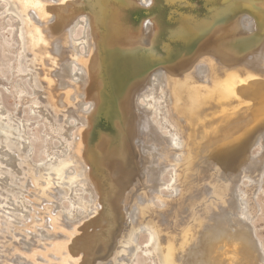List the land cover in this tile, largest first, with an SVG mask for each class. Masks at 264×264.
Instances as JSON below:
<instances>
[{
    "label": "bare ground",
    "instance_id": "6f19581e",
    "mask_svg": "<svg viewBox=\"0 0 264 264\" xmlns=\"http://www.w3.org/2000/svg\"><path fill=\"white\" fill-rule=\"evenodd\" d=\"M17 1L21 12L28 18L32 45L39 62L47 68L48 73H52L51 68L58 67L57 77L63 79L60 88L66 87L65 77L75 81L72 88L64 89L63 100H60L62 105L75 103L79 95L84 93L83 88L88 77L94 78L91 100L81 101L78 104L80 108H85L87 103L91 105L90 112L85 113L84 116L86 124L77 129L78 139L67 143L64 153L61 151L65 156L46 165L44 169L45 175L54 181L52 196L57 201H61L67 193L69 194L68 191L65 192V186H68V190L72 193L77 187L89 192L91 201L83 200L80 203L82 213L89 217L99 214V210H102L96 221L104 230L100 231L98 228V232L94 230L89 232L85 229V223L78 224L74 236L68 235V242L51 244V251L61 255L62 262L59 263L75 264L73 252L77 245L90 250L92 245H96L99 241L105 242L112 237L114 227L120 219L117 203L123 197L121 193L129 172H134L132 170L136 161L134 155L137 157L140 155L143 159L142 185L147 187L146 190H142L150 204H153L156 198H159L162 204H166L169 196L163 194L162 198L160 197L162 188L175 192L181 188L180 184L184 185L183 192L188 194V198L189 196L192 198L194 196L192 179L195 180V175L201 173V165H205L207 169L211 167L218 175L228 166L234 169L231 172L232 177L229 176L230 179L222 177V183L219 182V178L216 179L218 177H215L216 174L214 176V173L208 174L209 193L218 195L215 199H209L207 196L209 200L205 202L204 211L197 214V217L190 215L185 223L179 222L162 228L157 220L141 222L134 219L135 211L139 208L137 207L139 205L134 203L125 214L135 221L119 237L118 248L109 264H129L138 250L147 257L149 264H157L155 257L158 256L161 264H262L264 252L257 236L247 226L248 196L240 186L244 180H248V187L263 190L261 183L264 169L260 167L262 160L249 151L254 146L259 148L264 146V133L258 131L264 126V77L243 70L237 65L239 62L235 61L237 53L231 54L229 50L228 54L225 53L221 44H212V47L203 45L199 51L195 45L205 37L206 32L221 33L225 40H228L232 34L233 37L242 38L238 46L243 47L246 50L245 54L250 58L255 57L253 61L247 60L253 64L259 55H264V43L260 42L264 38V30H262L264 0H212L215 4L212 2L214 5L208 7L209 11L204 18H199L191 11L180 10V4L191 6L188 0H164L166 4L175 7L169 17V22L176 23L175 27L168 28L158 42L157 34L154 35L153 21L149 19L146 25L140 26L136 34L130 33V39L125 35L126 38L121 44H139L138 47L126 51H121L119 48L110 50L107 47L109 44L119 43L124 25L127 29L130 26L125 24L127 20L120 21L118 18L120 8L129 6L125 1L83 0L87 4L89 13H78L76 8L83 3L81 0ZM114 3L118 11L114 8ZM91 13L97 17L91 16ZM16 16L20 18L18 13ZM79 26L80 35L77 36L76 29ZM16 28L15 33H18L19 27ZM181 56L184 59H180ZM179 59L176 65L159 66L150 72V69L159 64L171 61L173 63ZM189 60L191 61L186 66ZM176 66H181V69L176 70L174 68ZM45 78L48 82L52 81L49 76ZM167 79L173 100L170 103H174L176 113L182 121L179 124V131L172 130L167 125L168 123L170 125L165 110L168 103ZM130 82L132 86L129 92L127 91L128 96H125V100L120 105L117 100L119 97H124L128 89L126 84ZM163 109L164 111L161 112ZM153 112L160 117V121L152 116ZM74 115H77L75 111L73 114L68 113V116L75 121L78 118ZM94 117L105 123L111 122L115 127V135L98 129L97 137L91 139L90 127ZM0 119L6 120L2 106H0ZM161 119L164 123H161ZM66 122L72 124L71 118L66 119ZM12 125L2 127L5 142H2L0 147L8 149L11 138H17L20 145L25 148L28 138ZM66 135L67 138L71 136L70 132H66ZM69 151L71 154L67 155ZM5 154L7 156L8 153ZM255 157H257L256 161ZM106 165L111 176L105 169ZM168 168L173 172L172 182L165 183L161 174ZM205 172L201 175L204 176ZM2 176L4 177L5 174ZM200 178L202 176L199 180ZM204 180L203 178V182ZM3 188L4 191L9 190L7 187L3 186ZM120 188L121 193H119ZM126 192L130 191L127 189ZM2 199H0V209L4 213L7 211L4 203L11 204L12 201L4 202L6 200ZM140 199L143 201L141 196ZM189 203L191 208L193 202ZM71 206L76 205L72 203ZM174 207L175 216H179L184 210L179 202ZM140 209L138 210L141 213ZM26 210L29 211L28 208ZM61 212L67 222H73L71 219H74L75 215L69 208H64ZM62 227L61 229L65 230ZM141 231L147 233L144 249L137 239ZM48 234L45 233L46 238H49ZM154 237L157 240L152 245ZM26 239L24 241H27ZM111 249L113 250V246Z\"/></svg>",
    "mask_w": 264,
    "mask_h": 264
},
{
    "label": "rangeland",
    "instance_id": "374dc122",
    "mask_svg": "<svg viewBox=\"0 0 264 264\" xmlns=\"http://www.w3.org/2000/svg\"><path fill=\"white\" fill-rule=\"evenodd\" d=\"M81 1L83 2V0ZM119 1H125L129 3L128 7L120 8L118 18L120 21L127 20L125 24H129L130 26L128 30L126 28V25H124L125 28H123V35H121L122 40L120 38L121 41L119 40V43L107 45L110 50L119 48L121 51H126L128 49L138 47L139 44L126 45L121 43L124 42L126 37H128L129 39L131 38L129 37L130 33L136 34L140 30V26L146 25L149 22V19L151 22L153 21L155 27L154 35L157 34L156 41L158 42L161 41L162 37L165 35V31H167L168 28H171L172 26L175 27V22L173 24L169 22V17L175 7L166 4L164 0H147L144 2H140L137 0ZM188 2L191 3V6L180 4V10L191 11L196 14L199 18H204L206 13L209 11L208 7L207 11L202 8L201 0H188ZM143 4H146L147 6ZM6 6H8V8ZM86 6L87 4L84 2L81 5L77 6L76 9L78 10V13H89L88 8ZM4 7L7 9H5ZM114 8L118 11L117 5L115 3ZM31 11L34 12L33 9H31ZM16 13L20 15V18H17ZM91 16L97 17V15H95L94 13H91ZM35 17L37 18L36 15ZM16 27H19V34L15 33V30L17 29ZM30 28L31 27L28 18L21 12L20 5L17 0H0V106H2L3 108L6 119H0V146L5 142V136L2 132V127L4 126L13 124V127L17 128V130L21 131V133H24L28 138V144L25 146V148L20 145V142H18L19 140L17 138H11V144L13 142L14 143L12 144V146L10 144L8 149L0 147V154H2L0 155V158L2 157V160L0 159V168L3 167L2 170H0V191L1 196H5L3 197L4 199H2V197L0 196V199H2L3 201L6 200L4 202L12 201L11 204L10 202L4 203V205L6 206L5 210H7L8 212L4 211L3 213L2 209H0V264H60L62 262L60 259L61 255L53 253L51 251L52 245L56 243H66L68 235L74 236V233L78 229V224L83 225L85 223V229L89 232L93 230L96 232L98 228L100 229V231L104 230L98 225V222L96 221L98 216H100L99 214L102 212V210H99V214L94 216L91 215L89 217L85 216L86 214L82 213L83 211L80 207V203L83 200L91 201L89 192L82 190L81 187H77V190L74 191L75 193H72L68 190V186H65V192L68 191L69 194L67 193V196L62 198L61 201H57L52 196V186L54 181H52L49 176L45 175L46 173L44 169L46 165L52 163L56 159L58 160L59 157L61 158L62 156H65L63 155V153L67 148V143L78 139L77 133L79 128L83 127V125L86 124V122L84 121V116H86L85 113L88 114L91 108L90 103H87L85 108H80L78 104L81 101L91 100V90L93 89L94 78L92 76L88 77L86 86L83 88L84 93H81V96L79 95V99L76 101L77 103H67L66 105H62V102L60 100L62 99V95L64 94V89H69L70 87L72 88V86L75 85V81L73 79H69V77H65L64 81L65 83L67 82V84H65L66 87L64 89L60 88V82L63 79L57 77L56 71L58 67L51 68L50 70L52 73H48L46 70L47 68L39 62L38 58L36 57V51L32 45ZM262 30H264V25L262 26ZM76 32L78 33L76 35L79 36L80 26L77 27ZM97 33L99 34L98 30ZM82 36H84V34H82ZM241 40V37H233L232 34L228 40H225L223 34H214L213 31H211L206 32L205 37L197 41L195 48L198 47L196 49H198L199 51V48L203 45L207 47H212V44H221V48L225 53L228 54V50L231 54H233V52L237 53V60L235 61L239 62L237 63V65H240L243 70L248 73L253 72V74L257 76L261 75L262 77H264V55H259L260 59L257 57V61H254L253 64H250L249 62H247V60L253 61L255 60V57L252 56L250 58L249 55L245 54L246 50H244L243 47L239 48L238 44ZM256 42L257 41H255V43ZM260 42L264 43V38L260 40ZM157 46L159 45L157 44ZM181 58L183 57L181 56L180 59ZM180 59L178 61H174L173 63L171 61L170 63L159 64L154 68L150 69V72L159 66L170 67L171 65H176V63H178ZM190 61L191 60L186 62V66ZM174 68L176 70H179L181 69V66H176ZM45 76H49L52 81L48 82ZM100 78L99 80H101ZM132 82L128 83V85L126 84V88L128 86V89L126 90L124 97H119V99L117 100L120 105L121 102H123L128 96L127 91L129 92V89L132 86ZM166 85L168 103L165 110L170 122V125L169 123L167 125L170 129L179 131V124L182 121L180 120L181 117L176 113L174 103H170L173 102V100H171L172 92L170 91V87L168 86V79L166 81ZM72 110L75 111V114H77L74 115L78 118L75 121L72 120L73 118L71 116H68V113L73 114ZM163 111L164 109L161 112ZM152 116L155 117L158 121H160V117L157 116L156 113L153 112ZM70 118L72 124L66 122V119ZM161 123H164L163 119H161ZM66 127L68 128L66 129ZM90 129L91 136L89 137L91 139L97 137L98 129H100L101 132H111L113 135H115V127L112 125L111 122L105 123L103 120H99L95 117L93 118L92 126L90 127ZM258 131L263 134L264 126H261ZM66 132H70L71 136H68L69 138L66 137ZM140 136L141 134L139 133V137ZM1 151H4V153L7 152V156L6 154L4 155V153H1ZM61 151L63 153H61ZM249 153H252L253 155L259 157V159L261 158L262 165L260 167L261 169H264V146H262L261 148L254 146L250 149ZM69 154H71L70 151L67 152V155ZM134 156L136 161L133 163L132 170H134L135 173L132 171L129 172V175L127 176L128 179L125 182L122 193L121 188L119 190L121 196L123 195L121 201L118 202L119 204L117 203L118 215L120 216V219H118L114 227L112 237L105 242L99 241L98 243H96V245H92V248L90 250L85 248L83 249L80 245H77L73 252L75 264H107L108 262L110 263L111 260H113L116 249L118 248L120 240L119 237L125 231H127L128 228H130V224L135 221L134 219H137L141 222H147V220H157L159 221L158 223L162 228L163 226L165 227L178 224L179 222L185 223L189 219L190 215H195L197 217V214L202 213L204 211L205 202H207L210 198L215 199V197L218 195L216 193L210 194L209 184H207V179H209L208 174L214 173L213 169L210 167V170V168L207 169L205 165H201V173H204V171L206 172L204 176L199 173V175H195V180L192 179V182L194 183V189L192 192L194 196L192 198L190 196L188 198V194L183 192L184 185L180 184L179 186L181 188L175 192H171V190L169 189L162 188V194L160 195V197L162 198L163 194L165 196H169L166 204H162L159 198H156L154 200V203L150 204L147 200V195H145L144 191L142 190L147 189L145 185H142L143 159L142 157H140V155L138 156L139 158L136 155ZM257 157L254 158L255 161ZM5 161L8 164H6ZM227 168L226 169L228 170V172L226 171V169L221 170L222 175H218L216 173L213 174V176L216 174L215 177L218 176L216 177V179L219 178L220 183H222V177H226L227 180L232 177L231 172L234 168L232 169L229 166ZM105 169L108 172V175H110L107 165L105 166ZM1 172L5 174L4 177L2 176L4 174ZM222 172H224V174ZM140 174L142 175V177H140ZM171 174H173L171 168H168L167 170L163 171V173L161 174L162 180L165 183L172 182ZM257 174L259 175V173ZM198 176H202V178H200L201 180H199ZM203 178L205 179V182H203ZM262 180L263 182L261 183V186L263 190H260V188L257 189V187H254V189H252L251 186L248 187V180H244L240 188L248 196L247 198L249 202V221L246 220L247 226H249L255 236H257L258 240L261 243V248L264 252V172L262 174ZM138 182L142 183L139 184ZM1 183L5 185H2ZM1 185L2 188L4 186L7 187L9 190L5 188L7 190H5V192L3 190L4 188H1ZM242 185L244 186L242 187ZM127 189L130 192H126ZM2 191L4 192L3 195ZM181 191L183 193H181ZM6 193H8L9 195ZM126 193L128 194L126 195ZM80 194H82V196ZM6 196L8 197L6 198ZM140 196L142 197L143 201L141 199L139 200ZM207 196L209 199L207 198ZM22 197L25 200L20 199ZM20 200L23 202L21 203ZM178 202L179 204H182L184 210L179 216H175L174 206ZM189 202H193V204H191V208ZM23 203L26 204L25 207ZM72 203H74L76 206L72 207ZM134 203L139 205L137 207L141 208L140 210L142 214L139 212V208H137V210L135 211V218L133 219L129 215L125 214V212L128 208L131 209ZM55 204L57 205L55 206ZM147 205L148 207H146ZM26 206L29 211L26 210ZM64 208H69L71 210V213L75 215L74 219H71L73 220V222H67L63 218L64 215L62 216L61 211H63ZM11 210H13V212ZM214 210H216V207L214 208ZM49 211L54 213L52 214ZM12 215L16 217V220L13 218ZM8 216L11 217V219ZM64 220L66 221V223L64 222ZM57 222L61 226L57 224ZM71 223L72 225H70ZM54 225H57L58 227ZM62 225H64L63 227L65 228V230L61 229ZM39 229H42V231H40ZM43 231H45V233H49V238H46L47 234L45 237V233ZM61 231L63 233H61ZM40 233H43L44 235H41ZM145 233L146 231H141L137 237L139 245L143 249L145 247L144 245L146 244L144 241L147 240V233ZM42 236L44 237L41 238ZM18 239H20V241ZM25 239L27 241H24ZM156 240V237H154L151 244L154 245ZM50 241H52V243ZM26 242H28L29 244ZM112 246L113 250L111 249ZM101 248H103L104 251ZM155 253L157 254V251H155ZM40 257L42 258L41 260ZM101 259L103 261H101ZM42 260L43 263H41ZM155 260L158 262L157 264H161L159 256L155 257ZM129 264H149V260L145 255L142 254L141 250H138L137 254L132 258V261ZM262 264H264V259L262 260Z\"/></svg>",
    "mask_w": 264,
    "mask_h": 264
},
{
    "label": "water",
    "instance_id": "95a60500",
    "mask_svg": "<svg viewBox=\"0 0 264 264\" xmlns=\"http://www.w3.org/2000/svg\"><path fill=\"white\" fill-rule=\"evenodd\" d=\"M201 2H202V8H203L205 11H207V7H209L210 5H214V4H215L212 0L209 1V2H207L206 0H201ZM212 2H213L214 4H212Z\"/></svg>",
    "mask_w": 264,
    "mask_h": 264
}]
</instances>
